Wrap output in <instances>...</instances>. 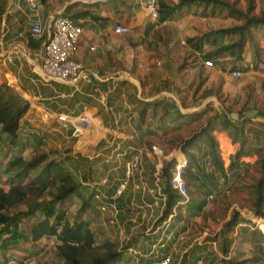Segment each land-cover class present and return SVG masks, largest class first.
<instances>
[{
    "label": "crops",
    "instance_id": "obj_1",
    "mask_svg": "<svg viewBox=\"0 0 264 264\" xmlns=\"http://www.w3.org/2000/svg\"><path fill=\"white\" fill-rule=\"evenodd\" d=\"M57 13L71 16L85 29L74 58L91 71L92 81H83L80 90H75L70 85L57 82L47 83L41 80L40 66L33 59V55L10 60V53L16 45L28 46L33 53H37L41 48V43L33 40L27 31L33 23L39 20L49 24L51 15ZM119 24L129 26L131 32L116 33L115 27ZM163 24H166V21L160 22L157 18L152 17L148 8V0H43V6L38 11L29 7L24 0H0V26L2 28L0 61L6 66L5 75L9 83L25 100L34 101L29 102L33 103V108L36 107L35 114L38 116L32 114L35 109H32L31 105L25 118L29 120V116H31L30 118L37 121V125H41L42 129L55 132L52 133L53 136L61 134L67 141L74 143L70 145L71 151L64 153L70 157V159L68 158L69 163H74V166L79 165V169L85 170L83 163L86 162L89 167L88 171L90 168L94 169L92 173H94L95 179L110 176L109 192L113 191L114 184H116L115 179L122 178L125 172L121 166L116 167L113 163H105L106 158L114 156V147L107 150L105 147L103 154L98 153V150L104 146L103 144H106V139L115 137L116 141L121 143L122 148L130 144L133 146L146 145L147 148L152 149V146L155 145L166 150L167 153L181 158L184 153L177 150L181 143L170 148L165 140V132L168 130L165 128L193 125L194 130L186 136L187 138L205 125L207 116L205 115L201 120L192 123L190 122L191 118L181 119L180 115L191 116L210 107L213 110L222 111L223 116L226 114L228 117H232V113H237L239 115L237 119L243 120L246 117H252L251 120L259 123L264 122V115L261 114V110L257 106V99L249 90L250 80L245 79L233 84L230 82L232 78L235 79L232 73L227 76L221 69H217V74L222 73L221 81L222 78L224 79L223 83L219 85L221 92L229 97L222 102L218 99V92L211 90L216 84L218 75H210L209 67L203 61L197 63L195 60L191 66H180L182 61L178 53L173 61L152 58L150 55L152 48L148 41L152 40L149 39L151 35ZM198 59L202 60V58ZM168 62L175 64V67H171ZM139 63H142L143 66L139 67ZM126 70L136 73L137 83L124 82L110 77L112 76L110 74L122 73ZM170 79L175 80L176 90L174 93L170 92L165 85L166 81ZM261 82H264V79H261ZM261 87L264 88V84L261 83ZM41 88H44L45 91L41 92ZM96 88L98 91L95 90ZM166 93L172 94L173 97L167 100L162 99L161 96ZM103 95L107 98L106 105L98 100ZM234 96L241 97L242 102L237 103L240 104V107H236L234 101H230V98ZM157 102L159 103L157 104ZM154 108H157L160 115L154 117ZM143 109H147L144 115L142 114ZM248 110H254L255 114L247 115ZM44 112H49L52 115L48 121L42 118ZM131 112H135V120L133 123L127 124L126 116ZM59 113L69 114L79 119L85 118L82 121L81 131L73 135L75 125L72 123L63 127L61 121L56 118V114ZM164 113L167 117L161 120V115ZM118 116L122 118L124 124L119 127V135L116 136L111 131L115 125L114 119ZM158 117L159 119H157ZM200 122L202 123L197 129ZM213 133L220 143L221 155L228 169L227 180L219 176V183H223V180L224 183L226 181L232 183V179L241 178L255 168L258 159L255 152L245 154L238 166L236 163L230 168L240 144L234 142L227 130L220 124L217 125ZM126 134L133 136L134 139L126 140ZM248 136L250 139L253 138L252 134H248ZM255 145L257 148L264 146V138H261ZM255 145L254 147H256ZM206 150L207 148L204 151ZM146 152L145 175L151 178L157 157L151 150ZM207 158L208 156L202 164L207 171H210L212 166L209 161L207 162ZM168 160L170 158L167 160L165 158L164 164ZM167 167H169L170 177H172V162L166 164L164 168L163 183L166 187L168 178L165 171ZM86 176H90V174H86ZM81 182H83L82 178L79 180V183ZM133 190V186L130 185L121 199L122 221L129 229L133 225L132 217L137 216V210L132 201L141 202L145 198L151 199L149 193L142 194ZM88 192L89 190L83 191L84 194ZM189 193L190 202L181 208L167 230V232H173L174 244L180 250V254L177 253L178 250L175 252L173 241L166 243L167 246L164 250L173 253V264H181L183 254L189 250L193 251L197 246H203L204 243L210 244L207 235H210L211 231L205 229V224H199L195 220L199 217L207 219L210 216L205 214L207 206L198 208L201 197L191 186H189ZM90 204L94 205L93 202ZM17 216L14 215V217ZM99 223L103 229L115 232L117 240L115 229L108 227L105 222ZM153 225V220L143 222L142 226L135 228L131 240V244L139 245L148 255L153 250L156 238L159 239L162 235V232L147 235L146 229L149 228L152 231ZM251 228L253 230L251 229L249 232L254 233V227ZM31 230V227L28 228L22 224L21 227L19 225L17 233L9 232L5 233V237H3L4 235L0 237V261L16 258L22 264L36 262L35 260L41 256L37 247L43 244L44 240L52 242L56 248L57 237L45 236L39 241H32ZM255 236L248 242L257 247L261 243L259 238L262 237ZM216 241H214V245ZM236 242L237 239L232 240L230 249ZM116 244L118 245V241ZM36 250L39 251V254ZM255 252L257 251L255 250ZM124 258L127 260L126 264H131L127 253L124 254ZM262 258L264 259V257ZM143 261V264H155V258L153 259L151 256L146 257ZM123 262L125 263L124 260L122 264H124Z\"/></svg>",
    "mask_w": 264,
    "mask_h": 264
},
{
    "label": "rangeland",
    "instance_id": "obj_2",
    "mask_svg": "<svg viewBox=\"0 0 264 264\" xmlns=\"http://www.w3.org/2000/svg\"><path fill=\"white\" fill-rule=\"evenodd\" d=\"M165 1L170 3L178 2V0ZM228 1L234 2L235 0ZM247 2L248 0H239L237 5L238 8L246 10L248 4ZM254 13L259 15L264 13V0H256V10ZM157 19H160V13ZM241 23L243 22L229 17L226 10H217V12H213L210 7L206 9L204 5H192L189 9L185 8L182 13L174 14L172 17H170V19L166 20V24H163L162 27H159L154 31V34L151 35V38H149L152 40L148 41V43L151 44L150 47L152 48L150 55L152 58L173 61L175 59L176 53H178L180 55L179 58L182 61L180 66H191V63L195 60L197 63L202 61L205 63L206 59L212 60L214 65L208 66V69L210 70L209 73L210 75H218V78L214 88L211 90L218 92V99L222 102H224V100L229 97L224 94V92H221L219 85L223 83L224 79L222 78L221 81L222 73L220 72L221 74H217V69H221V71L227 76H229V74H231L236 69L241 70L243 75L237 79L232 78L230 82L234 84L245 79L250 80L249 90L257 99V106L260 108L261 114L264 115V88L261 87V83L264 84V82H261V79H264V34L254 30V36L259 46V62L256 59L255 50L250 43H247L246 49L243 53V59H237L231 56L229 53H226L218 58H210L208 56V53L216 51L223 45L231 44L238 38V36L235 34L223 36L222 34L218 33L219 30L230 28ZM1 33L2 28L0 26V38ZM206 33H210V37L217 36L218 41L206 42L204 43L203 49H195L193 47V42H189V40L191 38L195 39V37H200ZM198 58H202V60H199ZM168 63L171 67H175V64H172V62ZM5 72L6 66L3 65L2 61H0V81L9 83ZM119 80L128 82L127 80L123 79ZM168 81L165 83L166 88H169L168 90L174 93L176 90L175 80L170 79ZM40 91L43 92L45 90L44 88H41ZM161 97L162 99L167 100L173 96L168 93L167 95L165 94ZM28 101L34 102L33 100ZM230 101H234L236 107H240V104L237 103L242 102L241 97L238 96L230 98ZM30 104L32 105V109H35V112L32 114L38 117L35 114L36 107L33 108V103ZM208 109L212 108L208 107ZM158 115L160 114L157 110L154 113V117ZM165 115H161V120L167 117ZM30 117L31 116H29V120H27L25 117L21 119L20 134L23 137H29L31 144H27L22 148L11 147L10 144L4 140V137H0V185L9 188L12 183L18 181L15 179L17 177L16 170H10L9 167V162L12 161L15 156L20 154L23 155L26 160H30L34 155L37 156L44 152L48 154V158H46V160H44L45 162H43L41 165L33 169L28 177L24 179L25 184H32L34 187H36L35 191L30 194L28 200L24 204H20L9 211H5V214L9 215L10 217H14V215L18 216L14 217L15 220H13L12 224H10L8 227L4 224H0V237L3 235V237H5L9 232L17 233L19 225L21 227L22 224L28 226V228L31 227L32 229V223H35L39 218L45 216L43 211L44 201L52 202L54 197L52 193L56 194L60 191L57 185L52 183V177L57 174V171L62 173V175L64 170L71 172L74 174L73 176L77 182H79L80 178L86 181L94 178V173H92L94 172V169L91 170L90 168L88 171L89 167L86 162L83 163L85 170L79 169V165L74 166V163H69L68 158L70 159V157L66 156L65 154L71 151L70 145H73L74 143L67 141V139L63 138L61 134H58L59 136H53L52 133L55 132L52 130L48 132V130L42 129L41 125L38 126V122L35 120L33 121V119ZM157 119H159V117ZM201 123L202 122L198 123L197 129L200 127ZM260 123L263 124L264 122ZM260 123L254 120H248L246 123V129H248L249 126H259ZM165 129H168L165 132V140L170 148H172V146L175 144L182 143V141L186 139V136L190 135L194 130L193 125L189 127L188 124L172 127L169 126ZM44 133L48 136H44ZM51 161L57 162V164H59V168L54 170L55 172H52L50 175H48L46 173V166ZM86 174H90V176H86ZM254 176H260V174L256 173V166L252 171H250L248 174L246 173L241 178L232 179V183L225 182V187L223 188L225 191L221 190L223 192L220 194L217 193L213 199H208V205L205 209V214L210 216L207 219H205V217H199V219L196 218L195 220L199 224H205V229L209 232L211 231V234L207 235V239H209L210 244L204 243L203 246H197L195 249H193V251L189 250L188 252L184 253L181 264H264V259L262 258L264 257V217L257 216L251 207L252 192L250 185H252L254 182ZM193 189L195 190V188ZM83 191L81 194L79 193L70 196V198H67L63 202H56V210H64L65 217L70 220L71 223L79 221L82 218H86L87 220L91 221V226L95 232L98 244L107 240L116 243V241L119 240V235L117 234L116 240L115 232L112 233L111 230L103 229V226H101L99 222L102 223L106 221V217L99 213L94 206H91L89 202V192L84 194ZM185 208L187 210V207ZM33 210L35 213H31ZM235 211H238L241 216L246 218V221L249 222L241 223L242 225L239 224L234 228V230L227 233L226 237H228V239L231 237L232 240L237 239V242L230 249V253L225 255L222 251V244L224 243L225 238L222 231L225 230L226 223L232 219ZM16 219H18V221H16ZM251 227H254V233L249 232V230L252 229ZM255 235H257V237L263 238H259L261 243H259L257 247L252 244L250 245L248 242L250 239L252 240L253 236L256 237ZM215 240L217 241L214 245ZM157 241L158 238H156L155 243H157ZM171 241H173V244L175 243V240H173L172 237L168 240L167 244L171 243ZM52 244V242L44 240L43 244H40L39 247H37L41 252V256L39 259L35 260L36 262H32L30 264H64V261L58 256L57 250ZM160 244L159 251L161 253H171L173 264V253L166 252L164 250L167 244L165 246H160ZM174 245L175 247L173 248H175V252L178 250L177 253L180 254L178 246H176V244ZM258 246H260V248H258ZM38 250L36 251L39 254ZM255 250L257 252H255ZM258 252H260L261 255L258 254ZM149 256L154 259L153 255H148L147 257ZM245 257L251 258L246 259ZM197 258L198 260H196ZM246 261L250 262L245 263Z\"/></svg>",
    "mask_w": 264,
    "mask_h": 264
},
{
    "label": "trees",
    "instance_id": "obj_3",
    "mask_svg": "<svg viewBox=\"0 0 264 264\" xmlns=\"http://www.w3.org/2000/svg\"><path fill=\"white\" fill-rule=\"evenodd\" d=\"M238 2L239 0H235L234 2L228 0H178V2L170 3L165 0H159V20L160 22L166 21L174 14H180L185 8L189 9L192 5L197 4L204 5L206 9L210 7L213 12L226 10L229 17L238 19L243 23L221 29L218 33L223 36L235 34L238 38L233 43L223 45L216 51L208 53V56L210 58H218L229 53L237 59H243L247 43H250L255 50V56L259 62V46L254 36V30L264 34V13L260 15L254 13L256 10V0H248L246 10L238 8ZM212 41L217 42L218 37H210V33L189 40V42H193V47L198 50L204 48V43ZM30 107V102L25 100L10 83L0 81V137H4V140L11 147H24L27 144H31L29 137H23L20 134L21 119L26 116ZM146 110H142L143 115ZM156 111L157 108H154L153 112L155 113ZM205 115L207 116L205 125L193 135L184 139L180 144L188 158V165L184 169V177L188 187L195 188L201 197L198 202V208L207 206L208 197L213 192L220 194L225 191L223 189L225 186L223 187V183H219L218 178L220 176L227 180L228 169L221 155L220 143L213 133L217 125L220 124L229 132L233 141L240 144V148L235 154L230 168L236 163L238 166L242 156L245 154L255 152L258 155L256 173L260 174V176H254V182L250 185L252 192L251 207L257 216L264 217V146L257 148L255 145L261 138H264V123H260L259 126H249L246 129V123L252 117H246L243 120L241 118L224 117L223 113L216 109L208 108L191 116L180 115L179 117L181 119L191 118L190 122H196L201 120ZM248 134H252L253 138L250 139ZM205 148H207L206 151H204ZM207 156V162L209 161L210 166H212V170L210 171H207L206 167L202 164ZM46 158H48V154L44 152L37 156L34 155L30 160H26L23 155L19 154L9 162L10 170H16L17 177L15 179L18 181L12 183L9 188L0 185V224H4L7 227L12 224L13 217L6 215L5 211L24 204L30 194L35 191L36 187L32 184H25L24 179L28 177L33 169L45 162ZM58 168L59 164L51 161L46 166V173L50 175ZM56 173L52 177V183L57 185L60 191L56 194L52 193L54 196L52 202L44 201L43 211L45 216L39 218L33 224L31 230L32 241H39L45 236H56L58 238L56 245L57 254L64 261V264H121L123 260L127 261L124 259V251L120 250L116 243L107 240L98 244L89 220L82 218L79 221L71 223L65 217L64 210H56V202H63L67 198H70V196L81 194L85 189L81 183L76 181L71 172L64 170L63 175L59 171ZM165 173L168 178L166 187L169 194L166 211V214H168L180 199V195L170 185L169 167L166 168ZM88 195L90 197L89 202L91 203L92 197L90 192ZM31 213H35L34 210ZM246 220L238 211H235L232 219L226 223L225 230L222 231L225 237L222 251L225 255L230 253V246L232 244V240L226 237L227 233L234 230L239 224L249 222Z\"/></svg>",
    "mask_w": 264,
    "mask_h": 264
},
{
    "label": "built area",
    "instance_id": "obj_4",
    "mask_svg": "<svg viewBox=\"0 0 264 264\" xmlns=\"http://www.w3.org/2000/svg\"><path fill=\"white\" fill-rule=\"evenodd\" d=\"M29 7L38 11L43 6V0H24ZM148 8L151 11L153 18L159 17V0H148ZM84 26L76 22L71 16L64 13L53 14L50 17V23L45 24L39 20L33 23L27 33L30 37L41 43V48L37 53H33L28 46L16 45L10 53V60L19 57H30L38 62L40 66L41 80L47 83H61L74 87L75 90H80L83 81H92V73L82 63L74 58L82 35L84 33ZM115 32L120 34H127L131 32V28L126 25H117ZM205 65L213 66L212 60H205ZM142 67V63L138 64ZM232 75L235 78H240L243 75L241 70H234ZM111 78L127 80L131 83H137V76L131 70H126L122 73H114ZM98 91V89H95ZM168 94V93H166ZM172 95V94H171ZM100 103L106 105L107 98L105 95L98 99ZM63 127L68 124H74L72 134L80 132L83 128L82 121L85 118L79 119L72 117L69 114H56ZM52 117L51 113L44 112L42 118L48 121ZM126 123L131 124L135 120V112H131L126 116ZM115 125L111 133L119 135V127L124 123L121 117L114 119ZM126 140H133V136L126 134ZM106 144L98 150L99 154H103V150L114 147V156L105 159V163H113L116 167L124 168V176L116 178V184L112 192L108 191L111 179L110 176H105L102 179L83 180L81 184L89 190L93 206L96 210L106 217V225L116 230L119 235L118 248L128 254V259L131 264H143V259L148 256L142 248L137 244H131L133 239V231L135 228L142 226L143 222L153 220L154 225L152 231L146 229L147 235L157 234L162 232L157 243L154 244L150 255L156 258V264H172L171 253H161L160 246H165L169 239L173 237V232H167L172 225L173 219L179 213V210L190 202V193L187 181L184 177V169L188 165V158L180 145L179 149L184 153V156L178 158L166 150L152 146V149L144 146L128 145L122 148L121 143L116 141L115 137L105 140ZM153 151L156 155V162L153 167L151 178L145 175V155L146 151ZM170 158L164 164L163 160ZM172 162V177L170 180L171 187L180 195V199L173 206L172 211L166 214L168 208L169 194L166 190L164 181V168L166 164ZM223 180V187H224ZM142 194L149 193L151 199H143L141 202L132 201L133 206L137 210V216L132 217L133 225L129 227L122 221L123 208L121 206V199L124 197L129 186ZM133 190V191H134ZM216 192L209 195L208 199H213ZM155 226V227H154ZM154 227V228H153ZM0 264H21L16 258H7L0 261Z\"/></svg>",
    "mask_w": 264,
    "mask_h": 264
},
{
    "label": "water",
    "instance_id": "obj_5",
    "mask_svg": "<svg viewBox=\"0 0 264 264\" xmlns=\"http://www.w3.org/2000/svg\"><path fill=\"white\" fill-rule=\"evenodd\" d=\"M246 114L251 116V115L255 114V111L254 110H248ZM231 116H232V118H236V119L239 117V115L237 113H232ZM224 117H227V115L224 114Z\"/></svg>",
    "mask_w": 264,
    "mask_h": 264
}]
</instances>
